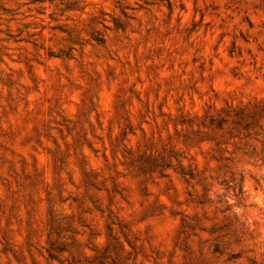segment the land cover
I'll list each match as a JSON object with an SVG mask.
<instances>
[{"label":"rangeland","instance_id":"374dc122","mask_svg":"<svg viewBox=\"0 0 264 264\" xmlns=\"http://www.w3.org/2000/svg\"><path fill=\"white\" fill-rule=\"evenodd\" d=\"M0 264H264V0H0Z\"/></svg>","mask_w":264,"mask_h":264}]
</instances>
